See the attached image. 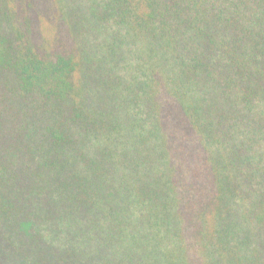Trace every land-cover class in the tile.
Listing matches in <instances>:
<instances>
[{"label":"trees","instance_id":"trees-1","mask_svg":"<svg viewBox=\"0 0 264 264\" xmlns=\"http://www.w3.org/2000/svg\"><path fill=\"white\" fill-rule=\"evenodd\" d=\"M0 264H264V0H0Z\"/></svg>","mask_w":264,"mask_h":264}]
</instances>
